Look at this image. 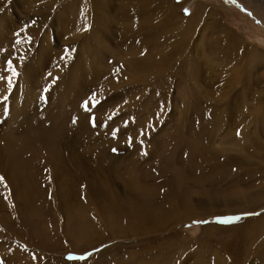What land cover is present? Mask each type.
<instances>
[{"label": "rangeland", "instance_id": "1", "mask_svg": "<svg viewBox=\"0 0 264 264\" xmlns=\"http://www.w3.org/2000/svg\"><path fill=\"white\" fill-rule=\"evenodd\" d=\"M256 4L0 0V264H264Z\"/></svg>", "mask_w": 264, "mask_h": 264}, {"label": "bare ground", "instance_id": "2", "mask_svg": "<svg viewBox=\"0 0 264 264\" xmlns=\"http://www.w3.org/2000/svg\"><path fill=\"white\" fill-rule=\"evenodd\" d=\"M255 1H257L258 3H259V5H257L259 8L257 9V7H255V5L252 7V6H249V8H250V10L253 12V13H255L257 16H258V18H259V16H261V14H260V12H259V9H264V0H255ZM243 2H244V0H243ZM247 3V2H246ZM251 4V3H250ZM74 10V9H73ZM81 14V16L82 17H84L83 19H90L91 17H89V16H87L85 13H80ZM96 17H93V20L95 19ZM259 19H261V18H259ZM78 20H81L82 21V19H78ZM99 20V19H98ZM80 23V22H79ZM82 23H83V21H82ZM261 23L263 24V26H264V19H261ZM33 137H35L34 135L32 136V135H30V136H28L27 138H26V140L28 141V144L29 145H34V144H36V142L37 141H39L40 140V138H42L41 136H40V138L38 137V136H36L35 138H33ZM38 150V149H37ZM20 153V150H18L17 152H16V155H18ZM22 154V153H21ZM23 156H25L24 155V153L22 154ZM22 156V157H23ZM29 156V155H28ZM14 159V158H13ZM12 159V162H10V164H11V168L13 169V174H14V172H15V168H19L18 166H19V161L17 160V162L15 161V160H13ZM20 159V158H19ZM35 160V159H34ZM40 160V159H39ZM38 160V161H39ZM72 161H75V160H72ZM31 162V161H30ZM18 163V164H17ZM74 163V162H73ZM34 164H35V162H34ZM51 164V163H50ZM76 164V163H75ZM32 165V164H31ZM74 167V166H73ZM29 172V171H28ZM11 173H12V170H11ZM18 173V172H17ZM30 173V172H29ZM28 178H29V175H28ZM27 179V178H26ZM29 180V179H28ZM28 182V181H27ZM33 182V181H32ZM34 183V182H33ZM16 184V183H15ZM29 185V184H28ZM24 187V186H23ZM27 191V190H26ZM32 193V192H31ZM25 195V194H24ZM37 195V194H36ZM35 195V196H36ZM145 220V219H144ZM146 221V220H145ZM139 225H141V223L139 224Z\"/></svg>", "mask_w": 264, "mask_h": 264}, {"label": "snow or ice", "instance_id": "3", "mask_svg": "<svg viewBox=\"0 0 264 264\" xmlns=\"http://www.w3.org/2000/svg\"><path fill=\"white\" fill-rule=\"evenodd\" d=\"M229 2H230V0H229ZM17 42H19V41H17ZM7 64H8V71L11 72L12 75H16V72H15L13 66H12V62L8 61ZM8 83H9V86H11V78H9ZM74 123H75V121H74ZM0 179H2V178H0ZM234 219H238V218H228L226 220L219 221V222H221V223H231Z\"/></svg>", "mask_w": 264, "mask_h": 264}]
</instances>
